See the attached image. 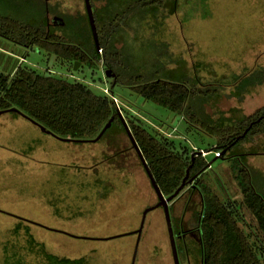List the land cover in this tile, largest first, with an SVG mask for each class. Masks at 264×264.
<instances>
[{"label":"rangeland","instance_id":"rangeland-1","mask_svg":"<svg viewBox=\"0 0 264 264\" xmlns=\"http://www.w3.org/2000/svg\"><path fill=\"white\" fill-rule=\"evenodd\" d=\"M15 1L7 15L38 27L45 23L51 35L97 51L85 0ZM91 3L98 37L113 53L107 59L124 82L115 87L116 104L131 109L150 131L153 126L197 151L217 144L203 131H184L183 118L138 98L129 87L137 79L187 84L191 113L214 129L225 119L226 134L264 111V85H252L264 79V0ZM76 63L70 72L43 49L0 38L1 73L30 67L84 82L96 93L110 89L114 80L102 59L81 63L77 71ZM33 124L14 113L0 115V264H132L135 232L159 199L124 126L114 125L96 143H71ZM217 157L214 151L207 156L213 163L200 177L213 195L232 204L252 187L264 197V133L251 135L225 159ZM198 184L171 209L180 264H202L195 233L203 206ZM240 226L248 231L243 221ZM135 264H175L162 208L146 217Z\"/></svg>","mask_w":264,"mask_h":264},{"label":"trees","instance_id":"trees-1","mask_svg":"<svg viewBox=\"0 0 264 264\" xmlns=\"http://www.w3.org/2000/svg\"><path fill=\"white\" fill-rule=\"evenodd\" d=\"M7 5H11L12 9L17 6L15 0H0V38L26 50L34 47L43 49L70 72L76 61L95 64L102 59L105 68L113 72L111 79L114 82L110 89L96 93L84 82L70 81L50 71L49 74H42L30 67L20 66L11 74L0 72V112L21 116L11 111L17 109L27 120L46 128L56 138L67 139L71 143H88L96 139L112 119L111 128L116 124L123 126L118 114L120 110L165 197H170L180 188L190 167V178L199 174L195 182L199 183L196 190L202 196L203 206L195 233L199 237L202 264H264V197L251 187L244 190L240 201L224 203L200 180L211 167L206 161L208 155L204 157L202 152L214 151L220 154L218 159H225L227 153L248 137L264 133V127H261L264 125V111L237 123L234 127L236 133L226 134L225 119L218 120L219 128L214 129L191 113L188 102L193 91L187 84L162 78L131 82L130 90L138 98L153 102L183 118L186 122L184 131L195 128L211 135L217 143L206 151L189 149L176 139H171L167 132L153 126L154 132L150 131L145 127L147 122L134 115L131 109L116 104L119 96L115 87L124 82L115 72V62L107 59L113 54L108 51L107 40L102 43L99 36L102 54L85 51L59 36L51 35L45 23H39L38 27L37 24L21 20L20 16L7 15ZM58 20L61 25L64 24L61 17ZM95 20L100 34L96 16ZM252 85H264V79ZM246 131L247 135L244 136ZM194 183L188 186L192 187ZM241 221L248 231L240 226ZM131 253L134 254V251Z\"/></svg>","mask_w":264,"mask_h":264},{"label":"water","instance_id":"water-1","mask_svg":"<svg viewBox=\"0 0 264 264\" xmlns=\"http://www.w3.org/2000/svg\"><path fill=\"white\" fill-rule=\"evenodd\" d=\"M85 5H86V10H87V14H88V17H89V21H90V25H91V29H92V33H93V36H94V40H95V43H96V48H97V51L100 52L101 51V47H100V43H99V37H98V29H97V25H96V20H95V16H94V11H93V7H92V3H91V0H85ZM81 65V63L77 62L76 65H75V70L77 71L79 66ZM114 75L112 74L111 70H107V77H113ZM12 112H15V113H19L21 116L25 117L26 116L24 114H22L20 111H18L17 109H12L11 110ZM5 112H0V115L3 114ZM118 114H119V118L125 128V131L132 143V146L133 148L135 149L137 155L139 156L145 170H146V173L151 181V184H152V187L153 189L155 190L156 194H157V197L159 199V202L157 205L151 207V208H148L144 214H143V218H142V223H141V227L140 229L135 232V234H137V237H138V241H137V245H136V248H135V251H134V257H133V261H132V264H135L136 262V257H137V253H138V246H139V242H140V238L142 236V232H143V229H144V225H145V221H146V217L148 215L149 212L155 210V209H158V208H162L163 211H164V214H165V219H166V223H167V229H168V233H169V238H170V242H171V249H172V253H173V259H174V262L175 264H180V260H179V256H178V249H177V244H176V238H175V233H174V229H173V224H172V217H171V206L173 205V203L176 201V199L179 197V195H181L184 191H186L189 186L188 184H192L196 181V179L199 177V174L198 175H195L193 177L190 178V170H191V167L187 170V173H186V176L183 180V183L182 185L180 186V188L173 194L171 195L170 197H165L164 194L162 193L161 189L159 188L152 172L150 171L149 169V166H148V163L133 135V132L132 130L130 129V126L128 125L124 115L122 114V112L119 110L118 111ZM34 123V122H33ZM112 123H113V119L111 121H109V123L105 126V128L102 130V132L99 134V136L94 139V140H90L89 142L91 143H96L98 142L99 140H101L103 138V136L105 135V133L111 128L112 126ZM36 126H38L41 131L43 133H46V134H50L51 135V132L48 131L46 128L42 127L41 125H38L36 123H34ZM247 132H245L244 136L247 135ZM60 139L61 141H65V142H69L70 140H67V139H62V138H58ZM213 162L210 163L209 166L212 165ZM190 178V179H189Z\"/></svg>","mask_w":264,"mask_h":264},{"label":"built area","instance_id":"built-area-1","mask_svg":"<svg viewBox=\"0 0 264 264\" xmlns=\"http://www.w3.org/2000/svg\"><path fill=\"white\" fill-rule=\"evenodd\" d=\"M202 154H203L204 157H206V156L209 155L210 153H206V152L203 151ZM219 155H220L219 153H216V156L219 157Z\"/></svg>","mask_w":264,"mask_h":264}]
</instances>
